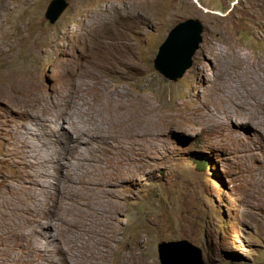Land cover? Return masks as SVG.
<instances>
[{"label":"rangeland","instance_id":"374dc122","mask_svg":"<svg viewBox=\"0 0 264 264\" xmlns=\"http://www.w3.org/2000/svg\"><path fill=\"white\" fill-rule=\"evenodd\" d=\"M50 1L0 0V51L12 40L21 43L9 46L12 60L0 56V264H78L71 259L64 261L73 247L65 243L61 247L57 242L61 229L58 222L48 228L52 244L36 232L27 243L12 236V228L25 211L48 206H41L47 200L19 180L22 160L18 140L24 129L37 128L39 122L27 120L25 108L17 106L22 101L34 110V102L17 98V104L6 97L9 83L1 77L5 74V79H18L32 72L35 81L49 93L62 91L55 61L65 58L64 49L77 56L75 46L78 33L85 28V11L109 2L67 0V8L51 23L45 15ZM114 1L123 3L125 14L139 12L133 16L136 20L130 37L132 46H136L135 62L142 70H128L111 79L127 86L133 81L129 87L147 93V104L150 110H156L155 116L163 113L177 121L146 149L136 148L140 153L135 167L119 174L110 170L106 185H92L90 191H99L109 206L106 218L112 225L105 228L108 241L101 243L97 232L86 227L79 233L83 245L75 249L97 264H122L126 256L127 264H161L160 242L187 239L199 247L206 264H264V126L252 128L245 118L231 119L221 112L217 119L205 111L212 99L205 78L215 73L214 49L230 50V70L240 73V78L252 68L264 75V62L258 60L264 57V0ZM187 18L203 23V40L191 68L172 81L155 68L154 59L171 28ZM247 63L251 64L246 70ZM248 86L251 82L234 90L235 94L244 93ZM47 124L51 129L46 134L48 147L64 149L69 140L66 127L52 121ZM33 136L28 135V139L38 144ZM78 144L97 156L92 143L76 140ZM92 163V170L76 188L78 196L69 201L78 203L88 182L107 170L104 165L98 170V161ZM96 195L89 198L91 203ZM69 205L80 213L77 209L82 204ZM95 226L99 227L97 223Z\"/></svg>","mask_w":264,"mask_h":264},{"label":"bare ground","instance_id":"6f19581e","mask_svg":"<svg viewBox=\"0 0 264 264\" xmlns=\"http://www.w3.org/2000/svg\"><path fill=\"white\" fill-rule=\"evenodd\" d=\"M122 6L121 2L109 0L104 5L85 11V28L80 29L77 36L79 40L76 39L77 56L74 57L71 51L64 49L62 54L65 58L58 57L54 63L62 78V91L49 93L37 79L35 81L32 72L27 75L23 73L18 79L14 76L5 79V74L1 77L9 83L4 92L6 97L17 104V98L34 102V110L25 106L22 101L20 106H17L25 108L26 119L39 122V127L24 129L21 139H17L22 160V165L19 166L21 178L18 179L30 185L47 200V204L41 206H48L33 207L25 211L22 220L12 228V236L16 241L27 243L31 239V233L36 232L49 238L48 243L52 244L54 239L48 228L58 222L61 229L57 242L61 247L63 243L73 247L67 251L64 261L71 259L78 264H97L88 259V254L83 255L80 249H75V246L83 245L82 235L79 234L82 229L89 227L93 232H97L101 243L105 244L109 237L105 228L112 225L109 218H106L109 215V206L98 194L99 191H90L92 185H106L110 170H113L114 174L129 170L130 166L135 165L136 156L140 153L136 148L148 146L153 140H157L156 136L167 126L177 121L163 113L155 116L156 110H150L147 104V93L129 87L133 81H128L127 86L126 83L118 84L111 79L116 74L121 77L128 70H142L138 69L135 62L136 46H132L130 37V30L136 20V16L135 20L133 16L139 12L134 10V15L125 14ZM20 44V41L12 40L9 46ZM9 46L2 47L0 51V56L8 61L12 60ZM27 48L30 50L32 46ZM57 49H60V46H57ZM211 53L216 59V65L214 64L215 73L205 78L212 94L211 103L206 104L205 111L217 119L221 112L231 119L245 118L247 126L261 129L264 126V75L257 74L255 68H252L240 78V73L230 70L229 49L218 47ZM238 57L235 55L236 61L239 62ZM258 60L264 62V57ZM247 64L246 70L251 63ZM262 66L264 67V64ZM249 79L251 86H248L244 93L236 95L234 90L250 84ZM219 113L221 114L218 115ZM49 121L66 127L69 135L67 145L60 151L47 145V130H51L47 124ZM28 135H34V139L39 140V143L32 144ZM76 140L92 143V150H97L95 153L98 157L86 152L87 148L76 145ZM94 160L98 161V170L102 169V165L106 166L107 170L95 175V178L88 182L87 191L78 203L69 201L72 196H78L76 188L83 183L84 175L92 170ZM95 194L97 195L91 203L89 198ZM69 204H82L77 209L80 213L75 212ZM94 223L99 227L94 228ZM128 258L124 257L122 264H127Z\"/></svg>","mask_w":264,"mask_h":264},{"label":"water","instance_id":"95a60500","mask_svg":"<svg viewBox=\"0 0 264 264\" xmlns=\"http://www.w3.org/2000/svg\"><path fill=\"white\" fill-rule=\"evenodd\" d=\"M68 4L67 0H51L46 17L55 23ZM204 29L198 18H187L175 24L159 46L154 59L155 68L172 81L182 77L192 66V58L203 40ZM158 252L161 264H206L199 247L187 239L160 242Z\"/></svg>","mask_w":264,"mask_h":264},{"label":"trees","instance_id":"16d2710c","mask_svg":"<svg viewBox=\"0 0 264 264\" xmlns=\"http://www.w3.org/2000/svg\"><path fill=\"white\" fill-rule=\"evenodd\" d=\"M201 165H203V164L201 163Z\"/></svg>","mask_w":264,"mask_h":264}]
</instances>
